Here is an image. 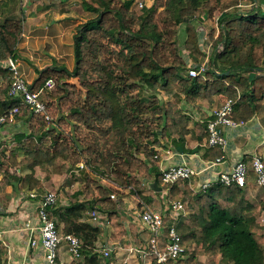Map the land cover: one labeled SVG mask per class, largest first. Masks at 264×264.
Segmentation results:
<instances>
[{
    "label": "trees",
    "instance_id": "1",
    "mask_svg": "<svg viewBox=\"0 0 264 264\" xmlns=\"http://www.w3.org/2000/svg\"><path fill=\"white\" fill-rule=\"evenodd\" d=\"M243 1L155 0L141 12L136 0L86 2L89 18L74 36V70L48 68L31 86L39 91L55 80L56 88L44 98L50 120L9 97L11 77L0 82V104L5 111L19 106L16 119L25 120L31 130L23 134L22 145L0 146V175L18 166L31 171L21 178L12 176L13 183L6 178L5 183L15 191L33 192L39 187L35 169L44 168L50 179L56 162L100 178L112 177L118 186L136 189L147 205L151 200L144 194L143 180L156 182L173 196L190 194L191 212L177 223L185 253L169 264H199V257H207V264H264L262 211L247 200L245 191L213 183L194 195L188 186L181 189L180 183L166 185L158 168L162 158L155 150L161 141L184 150L191 137L205 151L207 161H216L224 149L201 147L209 138L208 121L193 122L191 106L203 102L213 107L231 100L230 117L239 125L251 122L264 109V0H251L259 2L250 12L234 11ZM215 13L220 15L221 32L215 40L211 35L215 49L209 68L193 77L191 72H199L201 65L189 68L177 41L182 34L190 55L202 59L198 32L185 21L212 19ZM23 33L22 20L0 23V71L9 59H17ZM219 44L223 51L217 50ZM161 92L181 96L163 102ZM83 182L77 197L85 203L70 204L60 213L53 210L58 227L83 241L81 259L72 264H111L113 256L105 258L97 251L101 228L83 219L88 209L106 215L113 227L111 239L119 242L129 234L118 209L124 203L111 196L121 192L91 176ZM136 238L141 245L139 235ZM7 253L0 239V264H8Z\"/></svg>",
    "mask_w": 264,
    "mask_h": 264
},
{
    "label": "crops",
    "instance_id": "2",
    "mask_svg": "<svg viewBox=\"0 0 264 264\" xmlns=\"http://www.w3.org/2000/svg\"><path fill=\"white\" fill-rule=\"evenodd\" d=\"M0 1L2 2L0 7V23L5 19L23 21L24 33L17 47V59L20 61V74L30 87L38 80L40 73L48 68L74 70L76 66L74 36L78 27L89 18V12L85 9V3L91 0ZM140 2L144 3L142 0H136L137 5ZM200 103L203 105V102ZM200 103H197L195 107L191 106V111L188 110L193 114V122L210 120L216 106H201ZM4 112V105L0 104V116ZM29 126V124L25 123V120L19 121L16 118L13 122H8L1 130L0 146L2 144H8L13 147L15 142H18V144L21 143L22 145L23 134H30L31 132ZM223 133L227 139V145L222 155L224 159L222 162L213 165L211 164L215 163V161H207L204 158L205 151L203 149L200 151V144L192 140L191 137H188L185 143L184 150L186 151L177 149L170 141H161L155 147V150L159 151L162 158V161L158 165L160 172L170 165L184 163L192 165L193 168L201 172L200 176L191 182L180 185L181 189H185V186H188L195 195L196 192L193 188H198L202 182L215 183L221 172L228 171L235 163L244 161L250 165L254 156H261L264 160V109L251 122L238 125L235 128H224ZM196 149L198 151L194 153ZM168 151L171 154H168ZM208 166H210L209 169H207ZM41 170L40 167L35 169V176L39 181L38 189H41L46 183L49 186L53 184L60 185L62 183L60 175H54L48 182L43 181L40 177ZM30 172L27 166H18L11 167L8 172L0 175V238L2 235L5 236L8 239L7 242L9 244H7L11 245L9 254L6 255L8 264H42L44 262L43 250L41 248L32 249L29 247L28 231L24 229L27 223L38 224V201L30 198L29 195L31 192L15 191L13 185H11L14 182L11 179L12 176L21 178ZM69 172L71 174L70 179L66 180L69 186H73L75 182L77 184L81 183V185L84 183V178H82L84 171L80 172L78 169H70ZM78 175L81 178L77 177ZM6 178L11 183H5ZM146 183L144 186L149 185L151 187L153 184L151 181ZM81 190L82 186L80 189L75 188L74 191L71 190L72 194L69 195L70 198L65 196L66 190H62V194L57 195L56 211L60 213L62 212V208L70 204L85 203L86 200L82 196L80 198L77 197V193ZM244 191L247 200L260 207L262 220L264 221V188H258L252 185L248 190ZM33 193L41 195L45 192L42 193L35 190ZM144 194L151 200L147 205L135 195H132L131 199L124 201L125 206L121 207L120 214L122 215L123 224L126 227L136 224L138 228L140 227L142 229L138 223L136 211L148 207L165 214L168 217L167 221L169 224H177L178 221H174L168 216L169 212H167V209L169 201L184 199L188 203L190 198L189 193L184 198H180L171 195L169 190L164 191L163 189L160 193L154 191L153 194L146 192ZM188 211L191 212L189 208ZM83 220L86 221V214ZM147 237V234L144 232L143 236H140V240L143 241V238L146 240ZM109 241L113 245H117L113 243V240L110 239ZM122 245L123 248H118L122 252L130 247L127 244L122 243ZM106 246L112 245L108 243ZM60 257L59 264H70L71 261H74L66 248H63ZM141 262L142 264L150 263L149 261L144 262L143 259H141ZM111 264H113V260Z\"/></svg>",
    "mask_w": 264,
    "mask_h": 264
},
{
    "label": "built area",
    "instance_id": "3",
    "mask_svg": "<svg viewBox=\"0 0 264 264\" xmlns=\"http://www.w3.org/2000/svg\"><path fill=\"white\" fill-rule=\"evenodd\" d=\"M139 9H143L144 3H138ZM20 61L18 59H9L4 70L0 71V82H3L5 76L11 77V83L8 90L9 97L22 105H27L35 114L43 115L47 120L50 116L47 114L45 96L56 88V82L50 79L45 86L39 91L31 89L19 71ZM199 72L192 71L191 76L196 77L202 73L206 67L200 66ZM234 108V102L231 100L225 101L216 107L213 111L212 118L208 120L209 138L205 140L201 146H219L224 149L227 145V139L223 133L224 128H235L239 124L231 119ZM21 112L19 106L5 111L0 116V134L1 130L8 123L14 121L16 116ZM171 154L170 151L167 152ZM224 157L219 158L215 163L222 162ZM162 161V160H161ZM80 168H85L83 164ZM210 166L207 167L209 169ZM163 183L166 185L185 184L200 176L201 172L193 168L188 163L179 165H170L161 170ZM215 183L225 186H237L240 189L248 190L250 186L255 185L258 188H264V160L261 156H254L251 164L248 165L244 161H239L233 165L228 171H223L218 176ZM213 183L202 182L198 188H193L196 193L200 190L208 189ZM132 191V190H131ZM138 197L137 192H132ZM30 197L38 201L37 217L38 224L27 223L25 230L28 231V244L32 249L41 248L44 252V262L42 264H59L61 259L60 253L63 248H66L74 260H80L82 254L83 241L74 236L66 235L60 231L57 223V218L53 210L57 206V196L52 192H45L41 195L31 193ZM113 200H117L116 195H112ZM126 199H124L125 201ZM188 203L184 199H175L169 201L167 212L168 216L174 221H179L181 218L187 217ZM136 216L142 230L147 234V239L141 245H134L127 249L129 255L140 257L144 262L149 261L153 264V259L156 258L157 264H169V262H177L185 253V248L182 246V234L177 224H169L168 217L160 211L152 208H145L136 211ZM99 228H108L110 224L106 215L101 214L98 210H94L86 222H89ZM106 235L105 233H103ZM104 239L106 237L104 236ZM101 244H100V243ZM97 243V251L105 258H111L115 247L104 246L102 240ZM120 244V243H119ZM115 245L122 248L121 244ZM6 246H8L6 244ZM123 264H128L126 259Z\"/></svg>",
    "mask_w": 264,
    "mask_h": 264
},
{
    "label": "rangeland",
    "instance_id": "4",
    "mask_svg": "<svg viewBox=\"0 0 264 264\" xmlns=\"http://www.w3.org/2000/svg\"><path fill=\"white\" fill-rule=\"evenodd\" d=\"M94 1V0H93ZM146 5V7H151L154 3H155V0H142ZM259 1H257L256 3L258 4ZM257 4H254L253 1L251 0H244L241 5H240V8H238V10H234L236 12H239V13H247V12H250L252 11L253 9L257 8ZM137 11L138 12H141L139 7H137ZM219 17L220 15H218V13H215L214 17L212 19H206V20H197L196 18H191V19H186V23L185 24H191L193 25L197 32H198V36H199V46H200V49L205 53V56L202 57V59H200L199 61H196L189 53V51L186 49V47L184 46L183 44V39L180 38L182 37L183 35L181 34V36L179 37L177 43L179 45V51H180V54L182 55V57L186 60V63H187V66L189 68L195 66V65H202L203 67H206V68H209V65H210V56L212 54V52L214 51V43H213V40H211V35L214 37V40L218 38L220 32H221V27H220V24H219ZM184 26V25H183ZM219 52L220 51H223L224 50V46L223 44H219L218 45V49H217ZM262 76V75H261ZM176 96H181V95H178V93L176 92H173V93H168V92H161V99L163 100V102H170V101H173L174 98ZM223 102H219L216 104L215 108L216 107H219L220 104H222ZM201 106H208L207 103H200ZM59 163H54V165L51 167V177L50 179H47V174L45 172V169L42 168L41 170V175L40 177L43 179V181H50L51 178L54 176V175H60L61 176V180H62V183L60 185H55L53 184L52 186H49L47 183L46 185H43L41 189H37L36 191H40V192H52L54 194L57 195H60L62 194V190H66V193H65V196H67L68 198H70L69 195H71L72 191L75 190V188H78L80 189L81 186V183L77 184V182L74 183L73 186H69L68 183H66V180L67 179H70V169L67 165H61ZM93 177V178H97L99 179V182L103 185V186H106L108 188H113V189H118L119 192H121V195H118V194H115L116 197H117V202H120L122 201L124 204V199H131L134 191H137L136 189L131 191L132 189H125V188H122L120 186L117 185L118 181L117 180H113L112 177L110 178L109 176L106 177V178H100L98 176H95L93 174H90V172H85L84 173V176L82 178H86V177ZM77 177L81 178L80 175H78ZM110 178V179H109ZM144 181V184H147L145 180ZM72 190V191H71ZM25 192H28L25 190ZM65 192V191H64ZM138 192V191H137ZM144 192L146 193H149V194H153L154 190L149 187V185H146L144 186ZM28 194V193H26ZM97 194V192H96ZM140 197V196H138ZM141 198V197H140ZM121 205L119 204V211L121 213V207L122 206H125V205ZM94 210H90L88 209V211L86 212V218H90L91 216V213L93 212ZM188 214H190V212L188 213L187 212V217H185V219L188 218ZM122 216V215H121ZM90 222V221H89ZM125 225V224H124ZM137 225L136 224H133L131 226H127L125 225L127 231L129 232V234L122 238L119 242H113L115 244H127L129 246H131V244H134V245H138L139 244V240L136 238V235L139 237L140 236H143V233L144 231L138 226L136 227ZM134 229H136V233H134ZM102 230V235L100 236V239L99 240H102V244L105 246L107 245L108 243L110 245H112L111 247H115V250L113 252V264H120L124 259H127L128 260V264H142L141 260H140V257H135L133 255H128V251L126 249L123 250V252L120 250V249H117V246L113 245L112 243H110V239L112 238V234H113V227L111 226V224H108V228L105 229V228H101ZM103 233H105L106 235H104ZM136 234V235H135ZM104 236L106 237V239H104ZM4 245H6L8 242V239L5 238V236H1L0 238ZM112 240V239H111ZM144 242V238H143V241H141V243ZM100 243V242H99ZM9 244V243H8ZM7 244V245H8ZM101 244V243H100ZM119 244V245H120ZM8 253L9 254V248L11 245H8ZM122 248H123V245H122ZM125 248V247H124ZM11 249V248H10ZM122 252V253H121ZM6 254L4 255V258H5ZM208 258L207 257H199L198 258V263L199 264H207L208 263ZM75 261V260H74ZM73 261V262H74ZM71 261L70 264L73 263ZM123 263V262H122ZM121 263V264H122ZM66 264H69V263H66Z\"/></svg>",
    "mask_w": 264,
    "mask_h": 264
},
{
    "label": "water",
    "instance_id": "5",
    "mask_svg": "<svg viewBox=\"0 0 264 264\" xmlns=\"http://www.w3.org/2000/svg\"><path fill=\"white\" fill-rule=\"evenodd\" d=\"M151 188H152L154 191H157V192H159V193L162 191V188L157 187V183H156V182H154V183L152 184Z\"/></svg>",
    "mask_w": 264,
    "mask_h": 264
},
{
    "label": "clouds",
    "instance_id": "6",
    "mask_svg": "<svg viewBox=\"0 0 264 264\" xmlns=\"http://www.w3.org/2000/svg\"><path fill=\"white\" fill-rule=\"evenodd\" d=\"M31 193H32V192H31ZM195 194H196V193H195ZM138 196H139V195H138ZM137 198H139V197H137ZM139 199H140V198H139ZM187 209H188V206H187ZM188 213H189V211H188ZM188 215H189V214H188ZM183 219H185V218H183ZM179 221H180V220H179ZM179 221H178V222H179ZM88 223H89V222H88ZM90 224H91V223H90Z\"/></svg>",
    "mask_w": 264,
    "mask_h": 264
}]
</instances>
